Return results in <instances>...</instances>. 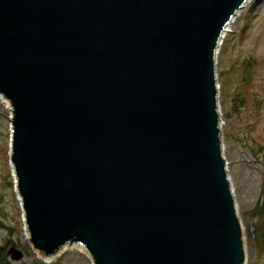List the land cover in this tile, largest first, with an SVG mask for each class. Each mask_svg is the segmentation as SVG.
<instances>
[{
	"label": "water",
	"instance_id": "1",
	"mask_svg": "<svg viewBox=\"0 0 264 264\" xmlns=\"http://www.w3.org/2000/svg\"><path fill=\"white\" fill-rule=\"evenodd\" d=\"M248 2L0 0L9 161L39 257L245 264L216 59Z\"/></svg>",
	"mask_w": 264,
	"mask_h": 264
},
{
	"label": "rangeland",
	"instance_id": "2",
	"mask_svg": "<svg viewBox=\"0 0 264 264\" xmlns=\"http://www.w3.org/2000/svg\"><path fill=\"white\" fill-rule=\"evenodd\" d=\"M229 30L216 59L220 136L245 242V264H264V149L259 150L264 147V0H251ZM246 61L253 64L250 78L243 74ZM10 127L11 109L0 101V246L23 254L20 261H8L91 264L73 249L48 262L28 244L9 161Z\"/></svg>",
	"mask_w": 264,
	"mask_h": 264
},
{
	"label": "trees",
	"instance_id": "3",
	"mask_svg": "<svg viewBox=\"0 0 264 264\" xmlns=\"http://www.w3.org/2000/svg\"><path fill=\"white\" fill-rule=\"evenodd\" d=\"M244 63H248V64H243L242 67H243V74L246 76V77H249L252 75V68H253V64L252 62L250 61H246ZM264 147H259V150H263ZM263 194H264V191H263ZM263 202H264V196H263ZM264 204V203H263ZM3 227V226H2ZM262 236H263V242H262V247L264 249V228L262 230ZM6 247H1L0 246V264H10V262L8 261V256L6 254V251H5Z\"/></svg>",
	"mask_w": 264,
	"mask_h": 264
},
{
	"label": "bare ground",
	"instance_id": "4",
	"mask_svg": "<svg viewBox=\"0 0 264 264\" xmlns=\"http://www.w3.org/2000/svg\"><path fill=\"white\" fill-rule=\"evenodd\" d=\"M251 2V0H249V2L235 15V17L232 19L231 23L228 25V30L232 27V25L234 24V22L236 21V19L238 18V16L240 15V13L242 12V10ZM227 30V32H228ZM230 31V30H229ZM226 37V36H225ZM0 101L3 102V104H5L7 107L10 108L9 103L7 101H5L1 96H0ZM14 179V177H13ZM17 195V194H16ZM18 199V196H17ZM18 202L20 203V199H18ZM25 235H26V230H25ZM36 254V252H34ZM61 256V254L59 255ZM58 256V257H59ZM57 258V257H56ZM54 260V259H53ZM53 260H51L50 262H52Z\"/></svg>",
	"mask_w": 264,
	"mask_h": 264
}]
</instances>
